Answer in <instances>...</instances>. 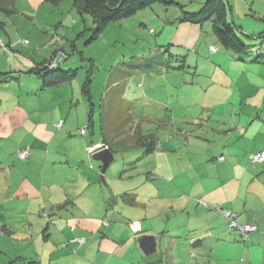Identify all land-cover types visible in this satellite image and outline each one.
Returning <instances> with one entry per match:
<instances>
[{"label": "crops", "instance_id": "1", "mask_svg": "<svg viewBox=\"0 0 264 264\" xmlns=\"http://www.w3.org/2000/svg\"><path fill=\"white\" fill-rule=\"evenodd\" d=\"M30 1L32 5L23 7L16 0H0L3 9H7L6 5L12 6L13 11L17 13L21 7L20 15L30 14L29 18L32 20H27L32 25L28 35L33 39L32 44L27 39L29 45H24L19 39H24L26 32L22 31L13 19L8 28L5 27L7 23L0 20V29L5 32V35L0 33L3 44L0 47V73H11L6 81H0V109L4 110L0 128L6 123V127L11 128L13 124V129H17L20 123L30 118V114L38 111V108L32 105L23 107L22 101L27 103L29 100H37L40 96L61 88L56 86L42 90L41 79L31 74L43 70L56 50L68 55L69 61L62 64L63 68L78 70V62L75 60L78 55V41L74 47L72 40L65 36L61 37L60 44L57 45L52 37L53 42L50 45V40H47V36L51 35L50 31L37 22L40 9H46L47 4L43 0ZM229 1L233 6L232 19L241 35L249 42L253 41L251 39L261 40L264 46V0ZM12 24L16 31H13ZM174 27L167 28L164 24L161 35L167 32L173 37L159 40L154 48L155 53H160L161 45H168L175 55L186 54L188 64L178 70L160 66L152 72L132 66L133 71L139 74H131L145 80L146 93H149L146 91V84L151 85L150 93L154 95L151 101L156 100L157 103L149 108L156 112L155 117L162 118L167 114L171 119L179 110L184 109L186 112L183 118H188L190 110L195 108L192 112L194 118H197L200 111L198 115L208 117L214 124L212 128H187V133L194 134L189 137L187 133L181 132L182 126L179 130L169 129L168 126V135L164 142L155 137L158 146L146 156L153 159L151 170L141 176L148 184L156 182L163 186L148 187L153 188L152 191L147 190L150 200L158 202L166 196L165 199L172 200V205H156L150 208L149 205L141 203L139 207L133 208L137 210L136 214L121 206L115 208L119 199L116 197L110 202V196H121L123 205V200L130 199L125 195L131 193L135 195V199H130L134 205L140 198L141 190H127L116 195L110 192L109 196L104 198L105 194L101 191L99 183L100 176L98 177L102 164L100 167L96 166L94 162L97 161H94L93 157L92 161H88L86 156L72 151L66 139L67 135L70 137L71 127L65 130L68 122H64L65 126L60 129V135L56 136L58 129L53 132L45 125H39L35 129L33 127L36 138L45 146L54 136H59L61 140L57 143L58 149L54 148L55 152L43 155L40 151L33 153L34 146L29 143L20 146L18 150H10L11 148L0 145L1 173H13L17 170L18 162H21L17 153L23 148H29L31 151L25 170L35 168L34 179L17 175V184L10 183L14 193L7 194V198L12 199L13 195L21 201L28 199L29 202L31 198L45 197L46 202L49 197H57L55 205L48 212L49 220L46 224V242L51 249L45 247V253L41 252L42 256L38 253L40 258L29 257L28 262L38 260L41 264H264V161L256 167L250 165V156L264 151V60L259 63L239 62L233 60L230 52L224 47H204L201 39L203 34H208L203 31L204 26L200 28L194 24H182ZM70 43L71 52H68L66 45ZM211 47L215 50L212 51ZM150 51H144L140 57L152 53ZM160 57L165 60L164 56ZM192 66L199 68L197 85L189 84L186 80V74L195 73L194 69L190 68ZM180 73H184L181 76L183 79L175 80ZM78 76L77 73L75 79ZM87 76L88 74L84 81L80 80V94L85 101L88 94L84 93L83 85ZM91 77L90 91L95 104L93 110H98L96 103H99L103 120L102 144L108 146L105 128L108 129L110 124H107L106 120L112 111L110 102L117 85L114 83L110 88L108 80L107 87L103 85L104 92L97 100L94 77ZM121 81L118 90L126 97L123 84L125 80ZM163 82L165 85H162L161 89L167 85L171 94L158 92L156 86ZM176 85H190L191 89L186 90L185 94L176 95L172 92ZM79 100L83 103L80 104L85 106L88 118H92L93 113L89 116L88 101ZM130 103L137 109L136 100ZM104 108L107 116H104ZM168 108L172 110L171 114L168 113ZM140 119L137 118L136 122H140ZM87 124H83V127H87ZM80 125L81 123L77 127ZM191 128L194 130L191 131ZM52 144L53 142L49 146ZM79 147L85 148L84 143L81 142ZM111 151L114 153L112 147ZM221 156L226 158L224 162H212ZM39 162L41 165L37 168L35 164ZM2 175L1 180L7 181V176ZM53 186L56 187L52 188ZM95 201L103 202L97 204ZM218 207L234 211L242 224L256 223L258 232L253 234L249 241H240L235 233L228 231L225 221L215 210ZM148 219L150 223L153 222L152 226H144L143 222ZM103 221H108V227L102 224ZM8 234L12 238V233ZM144 234L154 235L158 239L157 254L151 258H147L138 247L136 239ZM52 235L58 242L57 248L54 249L49 242L52 241ZM75 236L86 238V243L81 247L68 244ZM21 256L20 253L15 260H21L24 264L26 257L24 254V257ZM53 259L57 260L52 262Z\"/></svg>", "mask_w": 264, "mask_h": 264}, {"label": "rangeland", "instance_id": "2", "mask_svg": "<svg viewBox=\"0 0 264 264\" xmlns=\"http://www.w3.org/2000/svg\"><path fill=\"white\" fill-rule=\"evenodd\" d=\"M16 1H18L23 7L33 4L30 0ZM43 1L47 4V8L40 9L39 21L37 22L50 31V38L47 36V40L49 39L51 42L50 45L53 42L52 37L54 38L55 44L57 45L60 44L61 37L63 38L65 36H68L67 38L72 40L74 47H76V43L78 41L77 52L80 51L81 53H78V55L75 57V60L78 62L77 69L79 70V76L76 79L74 78L72 83L65 84L67 86L63 85L61 88L58 87V89L53 90L51 93L40 96L37 100H29L30 103L22 101L21 104L23 107L32 105L37 107L38 111H36V113L30 114V118L28 120L25 119L22 123H20L17 129H13V124L12 127L9 128L6 127V123H4L0 128V145H4L9 149L11 148L10 150H18L20 146H26L29 143L31 146H34L32 150L33 153H38L37 151H40L41 154L45 155L49 152H55L54 148L58 149L59 145L57 143H59L61 140L59 136L56 138L55 136L57 134L60 135V129L65 126L64 122L65 124L68 122L65 130H67L69 126L71 127L69 128L70 137L68 135L66 137L70 148L72 151H76L79 155L86 156L88 161H92L86 147L93 146L91 148L96 150L99 148L96 145L98 143L102 144L103 133L101 132V125L103 120L102 111L100 112L99 110L100 105L99 103H96L98 110L93 112L91 122L92 126L90 127V130L86 132V135L81 134L82 131L84 132V129H87L83 127V124L86 122L89 123V118L85 106L81 105L80 103H82V101L79 100L82 99L85 101V99L82 98L80 94V80L84 81V78L88 72H91L92 76L94 77L93 84L94 88L96 89L97 100L100 99L101 93L104 92V88L107 87L106 82L108 80L110 88H112L114 83L119 86L122 83L121 80H125L123 81V84L126 90V97L132 103L133 100H136V115L137 118H141L139 121L143 136L145 137L155 136L157 139L160 138V140L164 142L167 139L168 131L166 128L168 126L169 129L175 130H179V127L182 126L180 128L183 130L181 131L182 133H187V128L189 127L202 129L203 127L212 128L214 126L208 117L204 118L202 115H198L200 111L197 114V118H194L192 112L195 110V108L190 110V115H188V118H183V114L186 112L184 109L179 110L177 114L171 119L167 116V114L162 118L155 117L156 112L151 111L152 109L149 108L153 105H156L157 103L156 100H154L156 103L151 101L152 96H154L152 93H150L151 85L146 84V91L149 92L146 93L144 89L145 80H143V78H138L135 75L131 76V74H139L137 71H133L132 66H135L136 63L144 61L139 60L140 54H143L144 51L147 50H155L154 48L156 43L172 36L167 32L166 34L161 35V31L164 27L165 19L167 17L179 15L181 10L179 6L175 4L165 5L156 3L153 6L138 12L137 15L131 18L110 24L106 32L100 37L99 40L92 44L86 45L88 34H86L83 39L78 38V36L79 33L85 28H92V25H94L91 16H89L87 13L82 15L80 12H78L75 0H64L58 5L50 4L49 2H45V0ZM204 1L205 0H174L175 3L181 5L185 4L187 9L192 10L199 9L200 3H203ZM6 8L7 9H3L0 6V20L7 23L5 27L8 28L9 23H11L13 19V21L21 28V30L26 32V35L23 37L24 39L20 38L19 41L21 42L22 40H26L28 42V46L30 40L32 44L33 39L28 35L31 29L30 26L32 25L31 22L27 20L30 14L24 16L20 15L22 12L21 7L17 13L13 11L12 6L6 5ZM35 10L36 8L34 11ZM58 17H60L61 20H55ZM210 25L211 22H206L204 25L203 31H207L208 34H203L201 44L204 45V47L215 46L216 49H218L222 46H220V44L217 42L216 36L212 34ZM12 28L13 31H16L14 24H12ZM151 30H154V35L151 34ZM57 31L58 35H61L60 37L57 36ZM0 33L5 35V32H3L2 29H0ZM64 42H66V39H64ZM66 47H68V52H71V43L66 45ZM56 56H54V58ZM182 74L184 73L178 74V77L175 78V80L179 81ZM141 77L143 76L141 75ZM186 80L191 81V76L189 74H186ZM103 85L105 86L104 88ZM162 85H165V83L163 82L156 86L158 87V92H169V94H171L170 87L166 85L163 89H161ZM172 85L174 84L172 83ZM188 89H191L190 85H185L183 87L176 85L173 87L172 92L176 95L182 93L185 94V91ZM52 96H54V98ZM14 104H19V102H14ZM71 104H73L72 107ZM104 104L107 106V102ZM129 105L131 107L134 106L133 104ZM3 112L4 110L0 109V122L3 117ZM104 113V116H107V112L105 111ZM168 113H172L170 108H168ZM60 120L61 122H59ZM79 123H81V125L77 127ZM39 125H45L53 132L55 129L59 130L55 133L53 139L46 143V146L39 138H36V135L34 134V129ZM22 126L24 127L22 128ZM104 126L106 127V122ZM33 127L34 129H32ZM193 128L190 130L193 131ZM62 131L64 132V130ZM105 132L107 135L106 139L108 145H112L111 147L114 153L112 151L111 152L115 156V162L105 173L104 182L102 181L100 174H98V177L100 176L101 180H99L101 185L100 187L102 188L101 191H104L105 194L104 198H107L110 192H112V195H116L119 192H124L127 190H141L140 198L137 199L138 202L136 201V204L134 205L131 204L132 199L130 197L129 198L131 200H123L124 204L122 205L123 198L121 199V196H110V202L116 197L119 199V204L115 205V208L121 206L127 208L133 214L138 213L137 210L133 208L139 207L141 203L149 205L150 208L156 205H164L166 207L171 206L172 200L165 199L167 198L166 196H164V199L158 200V202H154V200H150L148 197L149 194L147 190H153V188L148 187L156 186L162 188L163 186L161 184H156V182H150V184H154L152 186L146 183L144 181L145 179H143L141 176V174H147V172L151 170L153 159L149 157L143 158L142 147L129 148L135 146L138 143L139 138L136 136L137 129H119L108 133L107 129L105 128ZM190 135L193 136L194 134L187 133V137ZM51 142H53V144L49 146ZM81 142L84 143L85 148L79 147ZM124 149H126V151H124ZM96 153L97 150L94 152V154ZM136 159L137 162H135V166L132 167L133 169H130L131 166H126L127 163L133 162ZM127 160L131 161L126 162ZM19 161L21 162H18L19 164L17 166V170H14L13 173H1L0 171V264H22L21 260H15V258L20 253L22 254L21 257H26L24 264H29V257H39L38 253L42 256V253H45V247L48 250L51 249V247L48 246L46 242V224H48L49 220L48 212L50 211V208L55 205L57 197H49L46 199V202L44 201L45 197H43V199L31 198L29 199V202L28 199L21 201L13 195L12 199L7 198V194L14 193L10 183L13 182L14 184H17V175L26 178L31 177L34 179L33 174H35V168L25 170V166L29 164L28 161L30 160ZM94 164L99 167L101 166V163L99 162H94ZM35 165L37 168H39L41 162ZM0 169H2L1 165ZM28 171L29 173H27ZM2 174H4L5 177L7 176V181L1 180L3 176ZM55 187L56 186H53L52 188ZM95 202L98 204L99 202L102 203L103 201ZM4 204L5 206H3ZM166 207L164 210H166ZM29 209L30 212H28ZM95 218L98 219L99 217ZM104 223L105 221H103L102 224ZM151 223L153 224L152 221ZM151 223L149 219L143 222L144 226H152ZM50 226L53 227V224ZM8 233H12V238L9 237ZM81 239L77 240V237H74L68 242V244L77 245L80 242L82 243V241H86L82 237ZM11 241H13V243ZM49 242L51 243L52 249L57 248L58 242L53 235L52 241ZM48 260L49 259H47V262ZM55 260L57 259H53L51 261L54 262Z\"/></svg>", "mask_w": 264, "mask_h": 264}, {"label": "trees", "instance_id": "3", "mask_svg": "<svg viewBox=\"0 0 264 264\" xmlns=\"http://www.w3.org/2000/svg\"><path fill=\"white\" fill-rule=\"evenodd\" d=\"M63 1L64 0H45V2H49L50 4L53 5H58ZM75 1L78 12H80L82 15L84 13H87L89 16H91L94 24L92 25V28H85L82 32L79 33L78 38H82V37L84 38L85 35L88 34L86 39V45L92 44L95 41L99 40L100 37L105 33L108 26L112 23H116L124 19L131 18L137 15L138 12L148 7H151L156 3L165 4V5L175 4L179 6L181 10L179 12V15L167 17L165 19L166 27L167 26L178 27L179 25L182 24H194L202 28L206 22H211L210 27L212 29V33L217 38V42L230 52L229 55L233 60L239 62L240 61L248 62V63H259V62H263L262 60H264V46L262 45V41L251 39L253 41L249 42L246 41V39L241 35L238 26H236V23L232 19L233 6L229 0H205L203 3H200L199 9H195V10L187 9L185 4L184 5L177 4L174 2V0H75ZM151 34L153 35L155 34L154 30H151ZM260 37L262 38V36ZM23 41L25 40H22L21 43L24 44ZM159 47L160 45L157 48ZM161 47L162 48L160 49V53H158L159 55L155 53L156 50L155 49L154 51H152V53H147L148 55L145 54L139 57V60L141 61L144 60V61L136 63L134 68L142 67L145 68L146 71L150 70L148 72H152L154 68H158L160 66H166L167 69H171V70L173 69L178 70V69H183L185 65L188 64V56H186V54L184 55L182 54L178 56L175 55L173 51H170L168 45L167 46L161 45ZM212 49L215 48L211 47V50ZM78 53L81 52L78 51ZM54 56L56 57L54 58ZM160 56H164L165 60L163 61ZM68 61H69L68 55L62 53L59 50H56L53 56L50 57L49 61L47 62L43 70H41L40 72H33L31 74H35L41 79L42 90L46 88L51 89L56 86H62L63 84H67V83H72L74 78L77 76L78 72L76 73V71L79 70H71L69 67H66V69L63 68L62 64L64 65ZM53 65H55V68L52 67ZM190 68H193L195 73L193 75L191 72H189V75L191 74L190 75L191 81H189L188 83L197 85L200 77L199 68H197V66H192ZM9 76H11V73H0V81H6ZM91 76L92 74L91 72H89L86 81L83 85L84 93L88 94L86 95V99L88 101L89 104L88 107L90 109L89 116H92V113L94 112L93 108L95 106V104L92 101V95L90 91V85H91L90 83L92 81ZM118 88L119 86H116L114 88L113 96L110 102L112 111L110 112V115L106 120L107 124H110L107 131L110 133L119 129L120 130H131L132 128L137 129L136 136L139 138L138 143L135 146L129 148L142 147L144 150L143 158H145L146 156H148L149 154H151L156 150L158 146L157 140L155 136H151V137L143 136L141 124L140 122H136L137 121L136 108L134 106L131 107L129 105L131 103L126 100L127 98L124 96V93L119 92ZM91 122H92V118L89 119V123L87 126L88 129L86 130V132L89 131L90 127L92 126ZM86 132L84 135H86ZM91 147L93 146H90L88 149H90ZM108 147L111 150V147L109 145ZM23 150L30 151L29 148H23L19 152H22ZM263 152L264 151H261L257 154ZM89 156L92 157L93 155L89 154ZM252 156L253 155L250 156V165L256 167L257 165L252 164L251 161ZM221 158H223V162L226 159L224 156H221L212 162L213 163H216V161L220 162ZM129 161L130 160H127L126 162ZM135 162H137V160L127 163L126 166L127 165L131 166L130 169H133L132 167L135 166ZM125 196L130 197L132 200L135 199V195L131 193L126 194ZM215 210H217L216 212L220 215L223 221H225L229 231V226L226 219L223 216V213L227 211L230 212L231 214H235L236 217L237 214L234 211L229 209H224L223 207H218ZM236 221L239 224L244 225L238 221V217L236 218ZM254 224L256 225V231L252 232L249 235V240L251 239V236L253 234L258 232V225L256 223ZM108 225L109 223L108 221H106L104 223V226L108 227ZM233 233L237 235L240 241L242 242L249 241V240L247 241L242 240L237 232H233ZM75 237H80V236H75ZM85 243L86 242H84L81 245L77 244L73 246L81 247ZM29 264H41V263L38 260L35 261L31 260L29 261Z\"/></svg>", "mask_w": 264, "mask_h": 264}, {"label": "water", "instance_id": "4", "mask_svg": "<svg viewBox=\"0 0 264 264\" xmlns=\"http://www.w3.org/2000/svg\"><path fill=\"white\" fill-rule=\"evenodd\" d=\"M96 150L97 153L92 157L94 161L100 162L102 164L100 176L104 181V175L109 167L114 164L115 156L106 146H99V148ZM136 240L138 242L139 249L145 254L147 258H151L157 254L158 239L156 236L144 234L137 237Z\"/></svg>", "mask_w": 264, "mask_h": 264}, {"label": "built area", "instance_id": "5", "mask_svg": "<svg viewBox=\"0 0 264 264\" xmlns=\"http://www.w3.org/2000/svg\"><path fill=\"white\" fill-rule=\"evenodd\" d=\"M24 44L27 45V41H23ZM3 44H2V41L0 39V47H2ZM53 68H55V65L52 66ZM86 132V129H84V132L82 131L81 133L84 135ZM97 148V147H96ZM95 149H88V152L89 154L93 155ZM19 158L21 160H28L30 158V154H29V151L28 150H24L22 152H20L18 154ZM220 161H223V158L220 159ZM251 161H252V164L253 165H257V164H260L264 161V152L263 153H260V154H257V155H253L251 157ZM223 216L224 218L226 219L227 223H228V226H229V231L230 232H237L239 235H240V238L244 241H247L249 240V235L252 233V232H255L256 231V225L255 224H246V225H241L239 224L237 221H236V215L235 214H231L230 212H227L225 211L223 213ZM78 239H81V238H77ZM82 240V239H81ZM85 242V241H84ZM82 241V243L80 242L78 245H81L84 243Z\"/></svg>", "mask_w": 264, "mask_h": 264}, {"label": "clouds", "instance_id": "6", "mask_svg": "<svg viewBox=\"0 0 264 264\" xmlns=\"http://www.w3.org/2000/svg\"><path fill=\"white\" fill-rule=\"evenodd\" d=\"M212 50H215V49H212ZM84 128H87V127H84ZM83 128V129H84ZM88 129V128H87ZM86 129V130H87ZM97 147H99V146H106L105 144H102V145H96ZM107 148H109L108 146H106ZM24 151V150H23ZM29 151V150H28ZM20 153V152H19ZM18 153V154H19ZM29 154H30V151H29ZM94 155V154H93ZM19 157V156H18ZM30 157H31V154H30ZM29 160V159H28ZM23 161V160H22ZM24 161H27V160H24ZM220 162H223V161H220ZM258 165V164H257ZM244 225H246V224H244ZM230 232V231H229ZM77 238H81V237H77ZM82 238H84V237H82ZM85 239V238H84ZM86 242V241H85Z\"/></svg>", "mask_w": 264, "mask_h": 264}]
</instances>
